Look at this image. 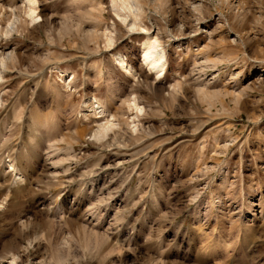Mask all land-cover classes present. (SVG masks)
Wrapping results in <instances>:
<instances>
[{
  "label": "rangeland",
  "instance_id": "obj_1",
  "mask_svg": "<svg viewBox=\"0 0 264 264\" xmlns=\"http://www.w3.org/2000/svg\"><path fill=\"white\" fill-rule=\"evenodd\" d=\"M138 1L0 0V264H264V0Z\"/></svg>",
  "mask_w": 264,
  "mask_h": 264
},
{
  "label": "bare ground",
  "instance_id": "obj_2",
  "mask_svg": "<svg viewBox=\"0 0 264 264\" xmlns=\"http://www.w3.org/2000/svg\"><path fill=\"white\" fill-rule=\"evenodd\" d=\"M111 3H112V6H113V9H114L115 13L117 14L118 17L120 16L119 18H122V21L124 20L123 22H125V20L128 19V16L125 14L126 12L125 13L123 12L124 9L125 10L126 9L132 10L135 7L138 10L137 12L141 11V6H140V3H139L138 0H111ZM25 4L28 7V13L27 14H29L28 15L29 18H31L34 21L35 18H37L36 17L37 0H25ZM24 12L26 13V11H24ZM130 12H132V11H130ZM133 14H134L133 22H131L129 24H132V27H133L132 29L137 28V27L141 28L142 24H141V19L139 17V14L138 13H136V14L133 13ZM130 30H131V28H130ZM105 36L107 37V45H108L107 47L111 48V46H113V44H114V40L115 39H114V37H113V35L111 33L110 34L107 33ZM140 45H141L142 52H143V55H142L143 61H142V63L147 68L148 73L151 74V75H157L155 77L159 78V79H161V77H164L166 75V68H167V64H168V59H167V55H166L165 49L162 47V44H161V41L159 40V38L156 37V36L149 35L142 42H140ZM115 60H116L117 64L119 65V67L124 69L125 72L129 76L130 75H132V76L137 75L136 68L132 64L128 63V61L126 60V58L124 56H122L120 54L116 55L115 56ZM4 68H5V59L2 57L1 60H0V79H3V69ZM127 102L129 103L130 108H132V109L135 108L136 109L135 117L138 118L139 117L138 113H139V111L140 112L143 111V107H141L139 105L138 100L135 97V95H134L133 98H130ZM92 108H93V111H94V116L96 118L95 121L98 123V125H97V128L92 133V135L90 136V138L93 137V139H95V140H103L106 137H108L109 133L112 130H114V127L117 126L116 117H115V115L113 113H111V112L109 113L108 109H106L101 104V102H99L96 98L94 99ZM102 118H105V121L100 123L99 119H102ZM136 126H134V128ZM48 131H50V130H48ZM13 168H15V167H13ZM20 178H21L20 181H22V177H20Z\"/></svg>",
  "mask_w": 264,
  "mask_h": 264
}]
</instances>
